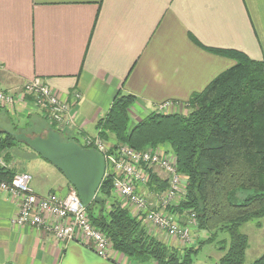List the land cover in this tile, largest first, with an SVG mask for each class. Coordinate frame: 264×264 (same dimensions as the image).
I'll use <instances>...</instances> for the list:
<instances>
[{
    "label": "crops",
    "instance_id": "crops-1",
    "mask_svg": "<svg viewBox=\"0 0 264 264\" xmlns=\"http://www.w3.org/2000/svg\"><path fill=\"white\" fill-rule=\"evenodd\" d=\"M217 48L264 58V0H0V88L41 77L70 104L83 135L98 134L97 123L119 94L135 96L136 121L164 103L179 107L233 65V59L212 51ZM0 110L8 114L10 128H35L37 122H43L44 132L48 128L28 95ZM6 129L0 125V134ZM34 155L17 144L0 158L21 172L17 160ZM42 169L43 178L39 173L41 180L30 182L34 192L64 194L69 183L63 174L52 164ZM156 177L162 180L163 172ZM16 212V203L0 191V264H138L113 249L101 257L43 227L14 226L10 219ZM197 235L193 246L201 240ZM157 238L172 248L186 247L175 238ZM217 239L223 245L228 240ZM209 244L214 245L207 253L210 263L198 261ZM222 254L219 244L204 243L192 264H218Z\"/></svg>",
    "mask_w": 264,
    "mask_h": 264
},
{
    "label": "trees",
    "instance_id": "trees-1",
    "mask_svg": "<svg viewBox=\"0 0 264 264\" xmlns=\"http://www.w3.org/2000/svg\"><path fill=\"white\" fill-rule=\"evenodd\" d=\"M212 51L234 63L190 96L187 113L153 110L132 122L128 108L135 96L119 94L97 123L98 134L114 144L124 143L134 149L162 146L171 152L176 170L185 176L186 184L176 205L167 211L182 223L185 215L194 213V228L209 234L196 246H167L147 232L141 216L132 215L118 202L112 174L108 173L96 193L102 206L90 203L88 216L111 249L138 264H192L201 245L211 242L219 244L223 251L218 264H243L248 238L240 227L251 220L260 226L259 220L264 217V58L252 59L231 48ZM37 123L35 128L26 125L3 130L0 155L21 143L14 132H42L43 122ZM46 126L58 132L53 124ZM61 139L77 141L69 136ZM14 173L8 167H0L3 179H10ZM150 183L159 191L167 185L154 174ZM223 232L229 236L224 245L217 239ZM251 264H264V252Z\"/></svg>",
    "mask_w": 264,
    "mask_h": 264
},
{
    "label": "built area",
    "instance_id": "built-area-1",
    "mask_svg": "<svg viewBox=\"0 0 264 264\" xmlns=\"http://www.w3.org/2000/svg\"><path fill=\"white\" fill-rule=\"evenodd\" d=\"M25 95L31 97L43 119L53 124L59 134L75 137L83 147L94 148L102 154L106 162L105 176L110 173L113 177L114 194L132 215L143 218L150 235L175 238L185 246L193 244L191 230L195 227V214L186 215L182 223L167 211L169 206L176 205L186 184L185 176L176 170L175 157L171 152L160 146L134 149L124 143L109 142L99 134L83 135L70 104L39 76L25 80L14 89L0 88V107H12ZM78 97L79 94L74 93V98ZM166 106L169 104L164 103L159 108ZM0 167L7 168L2 158ZM158 171L163 172L162 180L167 183L160 191L149 186L152 175ZM31 179V174L26 171L15 172L10 179L0 177V191L17 205L11 224L43 227L58 240L80 241L97 255L108 257L111 245L105 235L92 225L87 206L82 204L75 188L69 184L62 195L55 191L39 195L31 188Z\"/></svg>",
    "mask_w": 264,
    "mask_h": 264
},
{
    "label": "water",
    "instance_id": "water-1",
    "mask_svg": "<svg viewBox=\"0 0 264 264\" xmlns=\"http://www.w3.org/2000/svg\"><path fill=\"white\" fill-rule=\"evenodd\" d=\"M13 135L55 166L75 188L82 204L95 202L102 206L96 193L105 176L106 162L98 150L83 147L75 140H62L59 132L50 127L44 134L28 135L20 131Z\"/></svg>",
    "mask_w": 264,
    "mask_h": 264
},
{
    "label": "rangeland",
    "instance_id": "rangeland-1",
    "mask_svg": "<svg viewBox=\"0 0 264 264\" xmlns=\"http://www.w3.org/2000/svg\"><path fill=\"white\" fill-rule=\"evenodd\" d=\"M134 106V103L132 105L129 106L128 108V115L129 118L132 122H136V114L135 112H133V110L131 109ZM158 110L156 111H162V112H178V113H187L190 108L188 107V104L186 102L182 103V105H180L177 108H170L168 106L166 107H162V109H160L159 107H157ZM146 113H143V116ZM138 117V116H137ZM8 114L6 112H4L3 110H0V125L6 127V128H10L11 124L8 121ZM45 125V124H44ZM20 126H22V124H20ZM44 130H42V134H44ZM61 137H63V139L66 138V134H62ZM19 146H23L24 148L31 150V152H33L34 157L32 159L30 158H23V160L18 159V165H19V169L28 171V173L31 174L32 176V180L31 182H34L35 180H37L36 182H38L39 180H41L39 178V173L42 174V178H43V174H44V170L42 169L43 166H51V163H49L48 161H46L45 159L41 158L39 155H37L31 148H29L28 146H26L23 143H19ZM162 147V146H161ZM58 170V169H57ZM180 198V197H179ZM118 202H120L118 200ZM262 222V229L259 230L257 229V227L255 226V221L256 220H251L246 222L245 224H243L240 227V231L242 233H244L245 235H247L249 243H248V249L246 250V254H245V258H244V264H248L249 262L253 261L256 257H258V255H260L261 253L264 252V239H263V234H264V217L260 219ZM198 233L199 235H197L199 237V239L204 240L205 237L208 236V232L206 231H200L198 232L196 228H193L191 230V235L194 233L195 235ZM192 235V237L194 236ZM220 237H226L228 238V234L226 232L224 233H220L219 234ZM191 237V239H193ZM214 245L213 244H209V245H205L203 247V251L200 252V254L198 255V261L199 260H209V256L207 253L211 254V252L214 251L213 249ZM152 263V262H150ZM210 263V260H209ZM196 264V263H194Z\"/></svg>",
    "mask_w": 264,
    "mask_h": 264
}]
</instances>
